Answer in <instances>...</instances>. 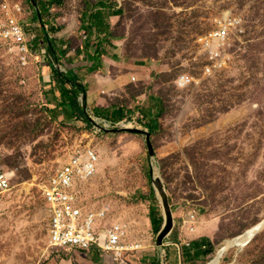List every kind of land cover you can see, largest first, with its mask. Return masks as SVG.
Masks as SVG:
<instances>
[{"label": "rangeland", "instance_id": "374dc122", "mask_svg": "<svg viewBox=\"0 0 264 264\" xmlns=\"http://www.w3.org/2000/svg\"><path fill=\"white\" fill-rule=\"evenodd\" d=\"M47 2L38 0L37 7L31 0H0V21L7 6L37 57L24 69L0 39V172L12 178L0 207L3 264L83 261L78 252L50 247L43 196L48 180L79 149L93 150L98 157L96 174L83 187V204L91 210L109 207L108 223L126 226L128 239L142 246L130 264L168 261L164 245L157 247L158 234L150 221L151 208L157 219L164 214L154 182L163 187L173 211L189 208L196 211L197 221L217 224V248L200 263L211 264L226 242L264 220V0H63L61 6ZM15 7L22 12L16 13ZM97 9L118 14L93 20L101 22L105 34L98 36L91 29L88 41L102 40L103 56L117 53L121 62L135 67L118 68V73L136 77L125 86L124 99L112 101L109 90L103 97L104 107L116 103L126 118L114 127L123 131L114 134L95 127L112 130L93 116L95 111L89 114L94 122L90 126L59 121L49 106L54 99L39 78L38 57H49L48 43L70 64L83 57L80 53L93 56V45L85 52L83 24ZM229 14L243 17L244 34L228 65L207 76L208 63L197 39ZM90 71L86 75L97 79L107 75V66ZM182 73L197 83L177 87L175 80ZM150 97L156 101L157 124L147 130L142 123L151 115ZM128 130L150 134L152 153L145 136ZM95 260L110 263L100 254ZM220 264H264V228L248 246L227 251Z\"/></svg>", "mask_w": 264, "mask_h": 264}, {"label": "built area", "instance_id": "2783aa9c", "mask_svg": "<svg viewBox=\"0 0 264 264\" xmlns=\"http://www.w3.org/2000/svg\"><path fill=\"white\" fill-rule=\"evenodd\" d=\"M4 9L6 15L0 21V39L12 48L18 64L26 69L37 57L17 16L11 14L7 6ZM14 10L22 12L20 7ZM244 29L243 17L229 14L216 19L215 28L197 39L199 50L208 63L205 75L211 76L228 65L237 52L236 43L244 34ZM195 83L196 80L186 73L178 75L175 80L179 88ZM116 125L108 124L106 127L115 129ZM97 161L93 150H76L44 186L43 196L50 219L49 245L53 249L85 255L96 252L105 256L111 264H130L129 259L142 251V246L128 239L126 226L119 222L108 223L109 207L91 210L84 206L81 198L84 184L96 174ZM11 188V175L0 172V207Z\"/></svg>", "mask_w": 264, "mask_h": 264}, {"label": "crops", "instance_id": "0c3cea01", "mask_svg": "<svg viewBox=\"0 0 264 264\" xmlns=\"http://www.w3.org/2000/svg\"><path fill=\"white\" fill-rule=\"evenodd\" d=\"M97 10H95V12ZM112 12L113 11H111L110 13L105 12L106 18L109 19L110 17L116 16L111 15ZM99 35L100 34H98V36ZM87 38L88 36L86 34V40L84 43L85 52H88V48L93 45V56H88L85 53H80V55L83 54V57L79 56L80 60L77 61V63H68L65 60L64 55L60 54L56 50L55 51L59 54L58 58L60 60V63L58 64L55 62L54 56L49 55V53L48 58L45 55L44 57L39 55L38 58L39 61H41V65L38 68L39 78L42 81L44 88H47V92L54 99V102L49 104L50 109H52L53 113L57 115V119L59 121H75V119L71 118L70 114H68L67 112L65 113V108H63L61 88L56 83V78L53 75L52 69V66L56 64L54 66L55 68L58 67V70L61 73L72 78V80H74L76 84L84 88V113L87 115L88 119H91L89 117V114H91L92 111H95L93 112V116L101 119L105 123L115 125L120 122H124L126 118H124L125 116H122V114L119 113L120 107L117 106L116 103H112L113 106L108 105L104 107L105 99L103 97L107 95L106 92L109 90V97L112 101L115 97L124 99L126 97V91H124L125 86L131 84V82H135L136 80H131L132 77H134L132 76V72L118 73V68L123 67L129 71L135 69V67L129 64H125V62H121L119 60L120 55H117V53H112L110 57L103 56V41L99 39V42H101L102 44L93 41L90 42ZM86 43H89L88 46L86 45ZM111 44L114 46L113 43ZM97 49L98 54H96ZM106 66L107 75L101 73L102 76L97 75L99 76L97 79H94L92 75H86V72H89L90 70H92V72H95L96 68H98V70L100 71H104ZM139 68L143 67L139 66ZM65 88L66 90L70 89L68 85H65ZM77 102L81 103L80 97L77 99ZM155 102L156 101H154L150 97L151 104L149 108L151 112H149V114L151 113V115L148 116V120L146 122L142 123L147 130H152L154 127H156L157 124V119L156 117H154V114L157 113V105ZM65 103H67V100L65 101ZM100 108H102V110H98ZM170 210L173 218V227L170 234L165 239L164 247L162 249V253H164L168 259L166 264H200L204 260H209L216 250L217 244L219 243L217 224L215 222L197 221L196 211L189 208H178L177 210L173 211V206H170ZM165 219V213L163 214V216L162 214L159 215L158 220L163 221L162 227L165 223ZM82 256L84 257L82 259L83 261L80 260L81 262H71L69 264H97V260H95V258L96 256L98 257V254L96 252H92L88 255L82 254ZM0 264H3L1 258Z\"/></svg>", "mask_w": 264, "mask_h": 264}, {"label": "trees", "instance_id": "16d2710c", "mask_svg": "<svg viewBox=\"0 0 264 264\" xmlns=\"http://www.w3.org/2000/svg\"><path fill=\"white\" fill-rule=\"evenodd\" d=\"M36 6L39 7L38 0H35ZM48 5L58 4L63 5V0H48ZM41 9L39 8L36 12L37 18H41ZM105 14L103 9L97 10L90 21H87L86 24L84 23L83 31L86 32L90 31L91 29L94 30L96 33H104L105 31L101 28V22H93V20L101 21L102 15ZM117 11H113L111 15H117ZM44 29L42 28V31ZM100 31V32H99ZM97 34V35H98ZM48 43V42H47ZM89 43H86L88 46ZM47 54L54 56L55 62L58 64L60 63V60L58 58V53L55 51V49L48 43V46L46 48ZM96 54H98V49L96 50ZM55 66V65H54ZM52 66L53 69V75L56 78L57 85L61 88V98H62V105L63 108H65V113L71 115L72 119H75L76 122H80L86 126H90L91 123L87 117V115L84 113V96H85V90L80 85L76 84L72 78L68 77L67 75L61 73L58 68H55ZM65 85L69 86V90H66ZM81 98V103L77 102L78 98ZM67 100V103L65 101ZM109 120V119H108ZM151 225L155 231L156 234H158L161 230L163 221L158 220L156 218V213L153 208H151V216H150Z\"/></svg>", "mask_w": 264, "mask_h": 264}, {"label": "water", "instance_id": "95a60500", "mask_svg": "<svg viewBox=\"0 0 264 264\" xmlns=\"http://www.w3.org/2000/svg\"><path fill=\"white\" fill-rule=\"evenodd\" d=\"M31 2L36 4L35 0H31ZM89 121H90L91 124L94 123L91 119H89ZM95 127L97 129L102 130L105 133H111V134L123 131V130H118V129H112L110 131H106V130H103L102 128H100L98 125H95ZM128 131H129V133H132V134L145 136L148 150H149L150 153H152V148H151V144H150V136H151L150 134L145 133V132H141L139 130H128ZM154 184H155L156 189L158 190V192L162 196V205H163V209H164V213H165V217H166L165 223H164V225L162 227V230L158 234V239H157V247L158 248H162L163 245H164L165 239L167 238V236L170 234V232L172 230L173 218H172V214H171V210H170V205H169V200H168L167 194L165 193V191L163 190V187L161 186V184L159 182H154ZM263 228H264V225L256 231V233L253 235V237L249 240L247 246L255 239V237L263 230ZM231 248H234V247H230L229 250Z\"/></svg>", "mask_w": 264, "mask_h": 264}, {"label": "bare ground", "instance_id": "6f19581e", "mask_svg": "<svg viewBox=\"0 0 264 264\" xmlns=\"http://www.w3.org/2000/svg\"><path fill=\"white\" fill-rule=\"evenodd\" d=\"M263 225H264V220L262 221L261 225L254 226L249 231H246L242 237L241 236L239 237V239L235 238V239H232V240L226 242L227 243L226 246L217 253L216 259L211 264H220L221 259L224 257L225 253L227 251H229L230 247H234V248H237L239 250L241 248L246 247L249 240L253 237V235L256 233V231L259 228H261ZM231 249H233V248H231Z\"/></svg>", "mask_w": 264, "mask_h": 264}]
</instances>
